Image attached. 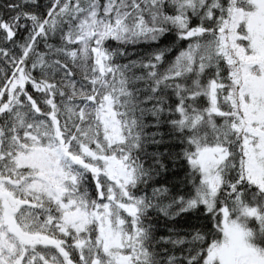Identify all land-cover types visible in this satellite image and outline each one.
I'll return each mask as SVG.
<instances>
[{
  "label": "snow or ice",
  "instance_id": "6c2138e0",
  "mask_svg": "<svg viewBox=\"0 0 264 264\" xmlns=\"http://www.w3.org/2000/svg\"><path fill=\"white\" fill-rule=\"evenodd\" d=\"M0 264H264V0H0Z\"/></svg>",
  "mask_w": 264,
  "mask_h": 264
}]
</instances>
